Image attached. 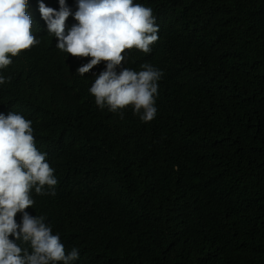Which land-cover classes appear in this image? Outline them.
I'll use <instances>...</instances> for the list:
<instances>
[{"label": "trees", "instance_id": "16d2710c", "mask_svg": "<svg viewBox=\"0 0 264 264\" xmlns=\"http://www.w3.org/2000/svg\"><path fill=\"white\" fill-rule=\"evenodd\" d=\"M40 3L60 10L28 0L40 42L0 69V114L32 121L58 181L25 211L78 249L73 264H264V0H133L159 27L150 53H122L163 72L150 122L96 105L105 63L78 74L91 58L56 47Z\"/></svg>", "mask_w": 264, "mask_h": 264}, {"label": "clouds", "instance_id": "9594fccd", "mask_svg": "<svg viewBox=\"0 0 264 264\" xmlns=\"http://www.w3.org/2000/svg\"><path fill=\"white\" fill-rule=\"evenodd\" d=\"M59 4V11L39 5L48 34L57 40L56 47L72 57L91 58L77 69L82 77L102 61L106 65L89 89L96 105L112 112L133 106L142 122L152 121L163 72L150 63L142 64L139 72L126 68L122 55L133 48L151 52L150 45L159 38L152 9L133 0H78L74 14L78 23L66 32L65 22L72 13L65 0ZM27 6L28 0H0V69L12 63L9 56L40 42L32 34ZM9 79L0 75V84ZM120 116L123 118V112ZM46 156L35 146L32 121L16 112L7 117L0 114V264H73L79 258L75 247L66 254L60 236L53 234L44 216L33 217L25 211L34 204L33 188L38 195L56 194L58 181ZM17 213L22 214L19 224ZM10 236L28 244L31 251Z\"/></svg>", "mask_w": 264, "mask_h": 264}]
</instances>
